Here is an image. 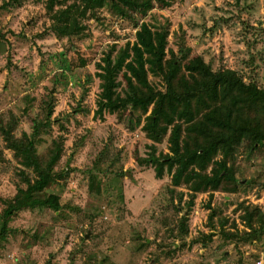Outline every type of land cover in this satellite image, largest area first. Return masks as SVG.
<instances>
[{
  "label": "rangeland",
  "instance_id": "1",
  "mask_svg": "<svg viewBox=\"0 0 264 264\" xmlns=\"http://www.w3.org/2000/svg\"><path fill=\"white\" fill-rule=\"evenodd\" d=\"M140 3L131 19H123L109 2L98 20L86 23L88 37L71 50L50 30L45 0H0V116L19 120L17 136L30 134L53 104V119L60 122L38 150H46L52 137L65 138L56 168L63 176L48 186L60 197L61 211L9 218L0 264H264V235L244 237L240 219L242 203L264 213V146L251 154L238 149L235 166L243 186L200 193L191 207L188 186H172L166 170L158 179L150 163L169 152V134L161 143L150 141L144 115L132 104L99 113L97 76L104 54L111 49L116 57L132 46L136 24L146 23L165 40L164 70L177 65L174 84L192 74L203 77L208 66L234 70L264 87V0H172L167 8L159 0ZM147 67L150 83L164 90L163 77ZM118 81L117 91L126 97L123 73ZM3 157L0 232L7 211L16 208L17 190L25 187L12 153L3 151ZM184 216L186 234L179 228Z\"/></svg>",
  "mask_w": 264,
  "mask_h": 264
},
{
  "label": "trees",
  "instance_id": "2",
  "mask_svg": "<svg viewBox=\"0 0 264 264\" xmlns=\"http://www.w3.org/2000/svg\"><path fill=\"white\" fill-rule=\"evenodd\" d=\"M109 2L123 19H131V10L143 6L140 0H45L50 30L72 50L76 41L88 37L86 23L98 20L99 10ZM159 2L167 8L172 0ZM136 26L135 43L116 57L115 51L110 49L98 64L97 76L102 81L98 112L113 114L118 108L132 104L144 115L143 131L150 141L161 143L169 134V152L152 156L150 163L158 179H163L166 170L172 176V186H188L191 207L200 193L215 192L222 186H228V191L232 192L243 186L246 181L237 178L235 156L242 147L251 154L264 146V87L254 80L247 83L234 70L214 71L208 66L203 77L192 74L174 84L178 69L171 63L170 70H164V38L157 39L146 23ZM80 62L85 64L81 59ZM149 65L155 67L154 73L163 77L164 90L150 83ZM122 73L127 86L126 97L117 91L121 86L118 77ZM53 115L54 106L49 104L45 118L35 120L33 131L21 136L16 135L19 120L13 114L8 119L0 116V135L4 143L0 148V163L5 162L3 151H10L20 166L18 174L25 186L20 187L13 198L16 208L11 207L6 213L0 240L6 237L9 218L18 212L50 209L58 213L62 209L60 197L48 193V186L52 179L63 176L56 168L64 156L65 138L63 135L52 137L46 150L42 153L38 150L45 142L44 135H50L53 124L60 122L53 119ZM240 210V219L246 228L244 237L263 236L262 210L246 203L240 205ZM214 214L212 212V216ZM187 222L186 216L181 217L179 228L184 234ZM226 235L235 237L228 232Z\"/></svg>",
  "mask_w": 264,
  "mask_h": 264
}]
</instances>
